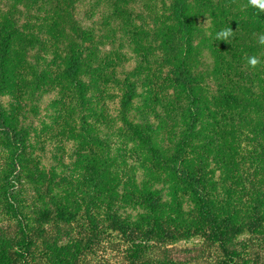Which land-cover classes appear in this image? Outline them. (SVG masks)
I'll return each instance as SVG.
<instances>
[{"label": "trees", "instance_id": "1", "mask_svg": "<svg viewBox=\"0 0 264 264\" xmlns=\"http://www.w3.org/2000/svg\"><path fill=\"white\" fill-rule=\"evenodd\" d=\"M15 1L21 8L0 0V95L15 92L20 109L26 81L36 89L51 78L58 84L60 80L52 70L61 64L69 82L63 80L57 86L65 92L72 87L77 90L75 105L81 113L94 106L103 117L108 90L119 88L116 118L136 142L141 156L136 168L124 176L115 159H98L90 163L85 193L70 198L51 192L39 206L27 204L22 193V177L27 174L23 159L15 156L6 160L0 180V209L18 221L22 236L12 248L30 251L36 239L48 233L45 228H30L32 220H57L76 225L81 234L65 243L58 238L46 240L44 252L51 264H175L168 244L195 236L204 239V247L196 254L199 262L264 264V178L258 182L262 187L239 212L231 198L221 201L216 196L218 188H213L207 162L210 155L224 153L221 134L225 123L245 122L244 115L251 111L246 106L232 109L245 99L239 90L245 80L238 69L242 66L240 34L247 30L235 32V25L225 24L224 29H231L232 35L226 41L215 38L209 49L214 62L208 63L203 19L212 0H160L161 5L158 0H149L139 11L135 4L139 0ZM232 1L240 0L227 3ZM82 3L89 8L84 17L91 21L89 26L77 18ZM230 9L227 7L225 17L232 13ZM98 13L100 19L95 22ZM248 13L255 21L251 31L263 35L264 12L249 7ZM119 17L118 24L136 46L141 40L150 41L145 51H137L142 57L132 73L122 65L126 60L124 48L116 58L112 52L104 54L95 49V29L99 28L98 33L106 31L101 39L109 41L113 38L112 20ZM209 17L219 18L212 13ZM256 44L262 51L264 44ZM149 53L157 54L158 70L152 76L140 73V65H149ZM231 66L237 72H229ZM242 68L249 77H256L254 71ZM140 90L148 96L139 94ZM2 97L0 137L22 148L26 129L18 128L19 112L9 109ZM136 100L143 109L134 106ZM248 103L259 112L255 161L264 164V103ZM85 117L81 121L86 125ZM162 131L168 134L166 145L155 140ZM95 141L103 148L107 146L101 136ZM244 234L247 238L239 240ZM1 254L0 264L16 263L6 249Z\"/></svg>", "mask_w": 264, "mask_h": 264}, {"label": "rangeland", "instance_id": "2", "mask_svg": "<svg viewBox=\"0 0 264 264\" xmlns=\"http://www.w3.org/2000/svg\"><path fill=\"white\" fill-rule=\"evenodd\" d=\"M7 1L14 3L18 8L22 6L15 0ZM159 1L157 4L161 5ZM227 1L212 0V6L205 7L209 13L203 19V27L206 30L204 56L206 62H214V55L211 54L209 49L214 44L218 30L224 29L227 24L235 25V32L247 30L240 34V38H243L240 51L242 66H239L238 69L245 80V84H242L239 89L240 94L245 99L232 109L238 110L246 106L245 108H250L251 111L244 115L247 120L245 122L237 120L235 123H225V128L221 134L224 153L222 155L218 153L210 155L207 162L210 164L208 168L213 177V188H218L216 196L221 201H228L227 198H231V201L237 204L239 212H242L240 208L250 200L257 188L262 187L258 182L264 178V164L255 161L257 151L254 134L257 130L256 126L259 124V112L257 114V108L248 103H264V48L261 51L256 44L262 35L251 31L255 21L251 17L252 15L248 13V0L232 1L231 3H227ZM148 2L149 0H139V3H135L137 10L146 8ZM159 7L155 6L156 9ZM227 7L231 8L232 13L225 17ZM88 11L89 8L82 3L79 6L77 16L78 19H81L82 24L87 26L91 24V21H85L84 18L87 17L86 14H89ZM210 12L221 18L220 25L216 26L215 24V21L219 18L211 20L209 17ZM99 15L98 13L95 17V22L100 19ZM119 19L121 20V17L112 20L113 38L109 41L101 39L106 37V31L103 30L98 33L99 28L95 29V49H99L104 54L112 52V57L116 58L119 50L124 48L126 50V60L122 65L128 72L132 73L138 68L139 65L136 66V64L142 57L141 53H137V51H145L147 48L145 44L150 41L141 40L136 46L134 44L136 43L135 40L130 39L123 32L121 25L118 24ZM250 56L256 57L259 61L254 68L249 67L247 64V58ZM156 58L157 54L149 53L146 60L149 65H140V73L151 76L156 74L158 70ZM221 58L220 55V62L222 61ZM245 66L254 71L256 77H249V72L242 68ZM205 67H207L206 64ZM63 69L60 64L52 70L54 74H57V79L60 80L59 83L69 82L63 75ZM229 72L235 73L237 68L232 67ZM154 78H157L156 75ZM51 79L38 89L31 84L30 80H27L25 91L22 93L24 98L20 104V109L17 106L20 98L15 92L10 90L0 95V97L3 96L1 98L2 102L9 109L13 112L16 109L19 112L18 128L26 129L24 133L25 143L22 148L9 145L0 137V180L1 173L4 170L3 163L15 156H20L24 161L23 169L27 173L25 177H22V193L28 201L27 204L37 203V206L42 204L41 199H49L51 192L65 194L70 198L79 197L76 193L86 190L84 179L88 177V169L92 170L90 163H96L98 159L101 161L107 156L115 159L120 175L124 176L136 168L135 162L141 156L136 142L130 139L122 123L116 118V103L118 100L115 98L120 94L119 88L108 90L103 117L99 116L100 109L94 106H91V110L86 111L87 115H85L86 112L81 113L80 108L75 105L77 90L72 87L65 92L61 86H57L59 83H53L56 81L55 78ZM153 83L156 86L159 85V82L155 79H153ZM139 94L148 96L142 90L139 91ZM71 96L73 100H70ZM139 102L141 101L136 100L134 106L143 109ZM84 117L88 120L86 125L81 121ZM96 136L105 138L107 141L105 148L95 141ZM166 136L168 137V134L162 131L156 135L155 140L161 145H166ZM230 192L232 197H230ZM184 194L185 198H189V194ZM67 202L69 201L67 200ZM29 226L30 228H35V226L45 228L48 233L42 235L40 239L34 238L36 239L34 243L36 246H33L30 251L12 248L16 241L20 243L22 240V236L18 233V221L6 214L3 209H0L1 256L2 251L6 249L8 254L14 257L13 262H16L15 264H51L49 257L44 252V244L55 238H58L60 243H65L70 238H80L81 234L80 229H76V225H67L57 220L40 223L37 220H32ZM30 236L32 237V234ZM246 238L247 235L245 234L239 236V240ZM168 247L172 250L170 258L174 260L175 264H206L204 261L199 262L196 256L198 250L204 247V239L200 236L178 240L168 244ZM16 251H19L18 254L15 253ZM156 253L154 252V254ZM206 255H204V259L207 257Z\"/></svg>", "mask_w": 264, "mask_h": 264}, {"label": "clouds", "instance_id": "3", "mask_svg": "<svg viewBox=\"0 0 264 264\" xmlns=\"http://www.w3.org/2000/svg\"><path fill=\"white\" fill-rule=\"evenodd\" d=\"M248 6L258 9L261 12H264V0H248ZM232 35L231 29H222L218 34L217 38L226 41ZM259 43L264 44V35L259 39ZM259 63L256 57H248L247 64L249 67H256Z\"/></svg>", "mask_w": 264, "mask_h": 264}]
</instances>
